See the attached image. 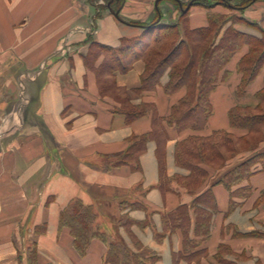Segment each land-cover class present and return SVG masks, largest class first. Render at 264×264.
Returning a JSON list of instances; mask_svg holds the SVG:
<instances>
[{
	"label": "crops",
	"instance_id": "crops-1",
	"mask_svg": "<svg viewBox=\"0 0 264 264\" xmlns=\"http://www.w3.org/2000/svg\"><path fill=\"white\" fill-rule=\"evenodd\" d=\"M119 1L126 21L149 22L159 11L163 19L167 15L168 3ZM241 15L264 32V0H253ZM207 19L202 9L190 11L193 29L206 27ZM143 30L111 11L97 18L91 0H0V264H103L118 239L134 252L138 242L145 249L140 251L144 264H264L262 165L231 190L211 187L216 172L201 165L207 176L193 192L186 186L191 172L176 163L178 144L192 137L248 134L232 128L229 115L234 108L259 106L264 67L239 96L238 65L250 49L236 52L210 94L213 114L202 131L179 132L168 125L187 89L166 94L167 77L155 90L134 94L131 102L154 107L162 123L152 112L129 122L119 103L101 96L85 57L90 41L117 47ZM145 70L142 60L135 61L127 73L115 74L116 86L140 89ZM145 137L151 139L136 152ZM208 196L211 204L204 211L215 210L205 237L196 232L191 204ZM75 202L92 207L106 237L93 239L83 257L70 230L60 225L62 212ZM181 207L190 210L186 235L173 230L170 220ZM127 218L135 222L129 227L132 239L121 227ZM151 255L159 259L152 261Z\"/></svg>",
	"mask_w": 264,
	"mask_h": 264
},
{
	"label": "trees",
	"instance_id": "trees-1",
	"mask_svg": "<svg viewBox=\"0 0 264 264\" xmlns=\"http://www.w3.org/2000/svg\"><path fill=\"white\" fill-rule=\"evenodd\" d=\"M172 1L176 2V0ZM193 1L191 6H199V4H195L199 0ZM220 1H222V5L224 3V5L231 7L229 1ZM242 1L244 2L243 6L238 8L240 11H244L248 6L253 4V0ZM119 7V5L115 7L117 8L115 11H118ZM181 11L186 14L183 9ZM100 17L101 15L98 14L97 18ZM118 19L124 23L127 22L131 25L142 26L145 31L151 32L158 28L161 31H166L161 35H156L152 40L155 45H160L162 50L156 49L154 51L148 45L142 47L140 53H134L135 61L142 60L146 65V70L141 79L140 89L133 90L132 92H124L126 94L132 93L140 96L144 92L155 90L165 77H167V81L163 88L166 94L172 95L178 90L186 88V97L178 106L172 109V114L167 119L168 125L175 126L179 132L186 129L199 132L206 128L208 120L213 114V107L209 100L210 94L215 90L220 73L225 69L234 53L247 45L250 48L248 56L244 58L245 60L243 59L241 61L238 68V71L243 75L242 83L237 91L239 96L246 93L247 87L264 67V32L259 30L262 35L261 37L245 33L234 28L235 25L230 20L223 22L217 20L215 16L210 15L209 25L206 28L189 30L188 37L190 35L193 37L196 36V40L193 41L190 38L187 40V37H185L184 39L181 38L178 45L170 46L163 44V42L170 41L174 35H180L179 28L176 25H161L157 21L158 19H155L153 23L148 25L139 24L134 21H126L120 15ZM240 21L242 22V19ZM243 22L245 21L243 20ZM245 23L247 26L258 28L254 24ZM225 27V32L222 33ZM216 28L217 30L214 33ZM142 37L140 36V38ZM138 41L136 39H124L121 41V44L123 48L127 49L138 44ZM194 43L197 45L206 44L203 47L201 55L195 53ZM94 44L98 48H101V50H107V54L110 56L107 59V63L106 60L103 61L98 68L95 67L96 60L92 64L87 61V66L94 70L97 75L106 69L115 78L117 72L125 74L131 70L135 61L128 66L123 65L119 60L121 55H115V52H118V50L115 51L114 47L98 43ZM164 48H169V51L166 53L163 51ZM88 56L90 55L85 57L86 60ZM99 88L100 92L103 93V88L100 85ZM116 90L121 91L119 88H116ZM113 98L119 104L123 105L120 106L119 112L125 115L129 122L152 112L155 122L162 123V120L156 115L154 107L141 104L134 105L130 102V98H127L128 100L126 102L129 107H126V102H123L120 97L113 96ZM258 99L260 100V104L257 108H234L230 112L231 127L247 131L248 134L245 137L236 138L234 135L226 132H217L208 139L192 137L178 144L176 163L191 172L186 186L192 189L193 192L205 182L207 176V173L199 167L201 165L210 166L216 172L215 177L211 180V187L223 185L229 190L249 179L254 174L253 170L256 165H262L264 170V150H256L260 143L264 142V90L258 94ZM221 134H224V136L221 137ZM250 138H253L252 141H250ZM150 139L151 137H145L136 146L137 148L135 147L136 150L138 149L136 152L142 150L140 148ZM237 142L238 145L240 142L239 147L237 146ZM240 151H250L252 154L247 159L233 165L224 172H217L220 170L221 165H226ZM132 155L131 157H133ZM211 200L210 196L203 201L201 198L196 197L191 204V210L197 217L196 232L205 237L210 235L211 220L213 210H215L213 206V208H210V213L204 211L206 205L211 204ZM131 208L134 209L136 207L131 206ZM189 217V207H181L175 214L171 215L170 220L172 228H174L173 230L180 229L186 235L190 225ZM134 223L128 218L121 221V224H124V227L128 228L129 234V227ZM143 224L146 226L148 220H145ZM60 225L70 230L74 238L75 249L82 257L87 254L93 239L97 238L106 241L105 234L101 233L98 229L97 213L92 207L85 206L80 202L73 203L68 209L62 212ZM136 249L139 251L138 248ZM138 251L134 252L125 241L118 239L109 245V251L103 264H144L145 260L140 256V251ZM35 255L36 250H31L30 257L32 258ZM151 256V259L153 258L152 261L159 259L157 256Z\"/></svg>",
	"mask_w": 264,
	"mask_h": 264
},
{
	"label": "rangeland",
	"instance_id": "rangeland-1",
	"mask_svg": "<svg viewBox=\"0 0 264 264\" xmlns=\"http://www.w3.org/2000/svg\"><path fill=\"white\" fill-rule=\"evenodd\" d=\"M110 1H112V0H91L93 6L95 7L97 16L99 14L102 17L103 13L104 14L109 13L111 11V9L115 11L117 9L115 7H118V5L120 6L119 10H118L120 13V10H121L120 8L122 6L123 1L113 0L111 2V7H108V4L110 3ZM227 1H229V3L231 4V7L224 5V3L222 5L221 4L222 1H220V0H199L195 3V4H199V6H191L190 4H192L194 2L193 0H176V2L172 1V0H162L159 2V4L156 7H159L162 2L168 3V7L166 8L167 9V15L164 17V19L162 16H161L162 17V19H161L160 15H159L160 14L159 13L160 11H159L153 15V18L151 21L145 22V23H141V22H137V23L148 25V24L153 23L155 19H158L157 21L161 25H176L179 28L180 35L179 36L174 35L170 41L163 42V44H168L170 46H172V45L176 46L180 42L181 38L184 39L185 37H187V40L190 38L193 41L197 39L196 36L193 37L190 35L188 37L189 30L200 29V28H196V29L191 28L190 23H189V16H190V11L193 8H199V9H202L208 13V19H207L208 24H207V26L209 25V16L212 15V16H215L217 18V20H220L223 22L226 20H230V22L235 25L234 28H236L240 31L244 32L243 29H247L248 31L254 33L251 35L261 37L262 35L259 33V31L256 28H253L251 26H247V24L245 22H248V23H250V22L247 19L243 18V16L241 15L242 12H244V11H240L238 9L241 6H243L244 2L242 0H227ZM118 2H119V4H118ZM116 4H118V5H116ZM187 7H189V8L187 9ZM182 9L184 11L187 9L186 14H184L181 11ZM241 19H242V22L240 21ZM243 20L245 22H243ZM94 22H95V19H94ZM134 22H136V21H134ZM250 24H252V23H250ZM95 26H96L95 23H93L91 25V29L92 28L95 29ZM206 27H201V28H206ZM226 27L222 30V33L225 32ZM216 30H217V28L214 30V33L216 32ZM164 32H166V31H164V30L161 31L159 28L156 30H152L151 32L143 30L141 32L142 33L141 36H143V37L142 38H140V37L136 38L137 41H138V39H140V41H138V44H136L135 46H133L131 48L129 47L127 49L123 48L122 44H120L117 47H114L115 51L118 50V52H115L116 53L115 55H121L119 58L120 62L123 65L128 66L129 64H131L135 61L134 53H140V51H141L140 49L142 47L149 45L151 47V49H153L154 51H156V49L162 50V47L160 45H157V44L155 45L152 40L154 39V37H156V35H161ZM213 35H212V37H213ZM205 45H206L205 43L200 44V45H197L196 43H194L193 46H194L195 53L197 55H201L203 52V47H205ZM170 46H168V47H170ZM163 51H165L167 53L169 51V48H164ZM107 53H108L107 50H101V48H98L96 46V44H94V42L90 41V47H89V50L87 53V55H90V56H88L87 61L92 64L95 60L97 61L98 59H102V61L106 60V63H107V59L110 58L109 54H107ZM162 53H164V52H162ZM235 54L236 53H234L233 56ZM117 58H118V56H117ZM239 65H238V67H239ZM221 73L219 75L218 81L221 77ZM97 79H98V84L100 85V87L103 88V93L100 92L101 96L103 98L106 97V98L114 99L113 96H115V97L118 96V97H120V99L123 102H126L128 100L127 98H130V102H132V99L135 97V95L132 93L126 94L123 90H121V91L116 90V88H118L116 86V81H115L114 77L111 76L109 71L106 69H104L103 71L98 73ZM121 106H123V105H121ZM125 106L129 107L127 105V102L125 103ZM223 136H224V134H221V137H223ZM250 139H251L250 141H252L253 138H250ZM250 141H249V145H250ZM239 145H240V142H239ZM239 145L237 142L238 147H239ZM244 148H245V146H244ZM256 150L257 151L264 150V142H261ZM251 154L252 153L250 151L249 152L240 151V153L236 154L235 158L232 159L231 161H228L226 165H221L220 170H218L217 172H224L225 170L229 169L233 165L247 159ZM215 168H216V166H215ZM121 227L123 228L124 224H121ZM126 234L132 239L131 233L129 234L128 228H126ZM119 237H120V235H119ZM134 244H135V247L139 249V251L145 252V249L142 248L138 242H134Z\"/></svg>",
	"mask_w": 264,
	"mask_h": 264
},
{
	"label": "water",
	"instance_id": "water-1",
	"mask_svg": "<svg viewBox=\"0 0 264 264\" xmlns=\"http://www.w3.org/2000/svg\"><path fill=\"white\" fill-rule=\"evenodd\" d=\"M112 1H113V0H112ZM112 1H110V3L108 4V7H111V2H112ZM160 1H162V0H157V1H156V6L159 4ZM190 5H191V4H190ZM188 8H189V7H187V9H188ZM187 9H186V10H187ZM186 10H185L184 12H186ZM111 12H112L116 17H119V11H116V12H115L114 10L111 9Z\"/></svg>",
	"mask_w": 264,
	"mask_h": 264
}]
</instances>
